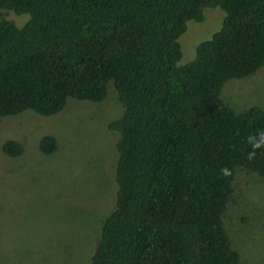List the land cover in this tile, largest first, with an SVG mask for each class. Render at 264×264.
<instances>
[{
	"label": "trees",
	"instance_id": "1",
	"mask_svg": "<svg viewBox=\"0 0 264 264\" xmlns=\"http://www.w3.org/2000/svg\"><path fill=\"white\" fill-rule=\"evenodd\" d=\"M221 26L180 63L181 36L206 7ZM0 116L61 111L69 98L102 102L113 82L123 113L114 206L90 264H240L224 222L238 167L264 175L247 139L264 107L233 108L225 82L264 64V0H0ZM40 149L52 153L48 133ZM8 155L24 146L3 143ZM232 170L224 177L220 170Z\"/></svg>",
	"mask_w": 264,
	"mask_h": 264
},
{
	"label": "rangeland",
	"instance_id": "2",
	"mask_svg": "<svg viewBox=\"0 0 264 264\" xmlns=\"http://www.w3.org/2000/svg\"><path fill=\"white\" fill-rule=\"evenodd\" d=\"M5 10L0 18L19 24L29 18ZM223 17L221 7H206L204 20L189 21L180 63L195 56L197 44L212 37ZM221 96L236 110L264 107V64L228 79ZM122 113L111 82L102 102L71 97L52 115L27 109L0 116V264H90L114 206L118 133L108 124ZM48 133L58 139L52 153L39 147ZM8 138L22 143L20 155L4 152ZM234 185L225 226L240 264H264V175L238 167Z\"/></svg>",
	"mask_w": 264,
	"mask_h": 264
},
{
	"label": "clouds",
	"instance_id": "3",
	"mask_svg": "<svg viewBox=\"0 0 264 264\" xmlns=\"http://www.w3.org/2000/svg\"><path fill=\"white\" fill-rule=\"evenodd\" d=\"M247 143L250 145V151L247 153L248 160H254L256 158L257 152L264 149V130L257 132L255 135H250L247 139ZM221 174L224 177H230L232 175V170L227 166L221 168Z\"/></svg>",
	"mask_w": 264,
	"mask_h": 264
}]
</instances>
